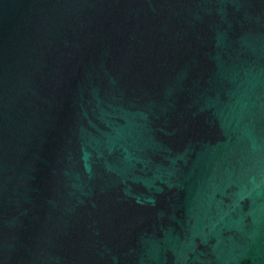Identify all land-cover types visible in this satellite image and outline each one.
I'll use <instances>...</instances> for the list:
<instances>
[{
    "label": "water",
    "instance_id": "1",
    "mask_svg": "<svg viewBox=\"0 0 264 264\" xmlns=\"http://www.w3.org/2000/svg\"><path fill=\"white\" fill-rule=\"evenodd\" d=\"M0 264H264V0H0Z\"/></svg>",
    "mask_w": 264,
    "mask_h": 264
}]
</instances>
